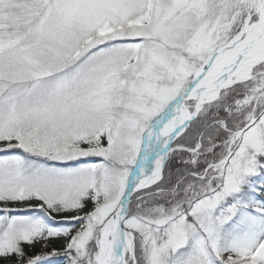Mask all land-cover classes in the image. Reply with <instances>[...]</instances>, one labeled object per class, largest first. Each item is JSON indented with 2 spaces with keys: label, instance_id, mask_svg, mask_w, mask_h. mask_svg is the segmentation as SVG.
I'll list each match as a JSON object with an SVG mask.
<instances>
[{
  "label": "snow or ice",
  "instance_id": "snow-or-ice-1",
  "mask_svg": "<svg viewBox=\"0 0 264 264\" xmlns=\"http://www.w3.org/2000/svg\"><path fill=\"white\" fill-rule=\"evenodd\" d=\"M0 264H264V0H0Z\"/></svg>",
  "mask_w": 264,
  "mask_h": 264
},
{
  "label": "rangeland",
  "instance_id": "rangeland-1",
  "mask_svg": "<svg viewBox=\"0 0 264 264\" xmlns=\"http://www.w3.org/2000/svg\"><path fill=\"white\" fill-rule=\"evenodd\" d=\"M57 247H60V244L59 243L57 244Z\"/></svg>",
  "mask_w": 264,
  "mask_h": 264
},
{
  "label": "trees",
  "instance_id": "trees-1",
  "mask_svg": "<svg viewBox=\"0 0 264 264\" xmlns=\"http://www.w3.org/2000/svg\"><path fill=\"white\" fill-rule=\"evenodd\" d=\"M38 250V249H37Z\"/></svg>",
  "mask_w": 264,
  "mask_h": 264
}]
</instances>
